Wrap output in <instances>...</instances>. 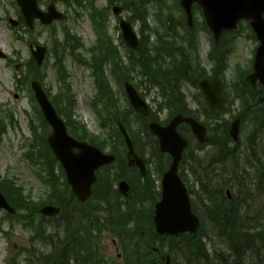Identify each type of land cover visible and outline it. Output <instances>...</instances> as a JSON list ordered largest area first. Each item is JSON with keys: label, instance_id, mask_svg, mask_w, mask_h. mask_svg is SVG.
I'll return each mask as SVG.
<instances>
[{"label": "rangeland", "instance_id": "1", "mask_svg": "<svg viewBox=\"0 0 264 264\" xmlns=\"http://www.w3.org/2000/svg\"><path fill=\"white\" fill-rule=\"evenodd\" d=\"M13 1L14 0H0V48L8 53L9 58H12V60L14 61L10 62L8 59H0V178H13L17 185H21L26 190V193L41 201V195L42 197H48L45 195L47 194L46 185L37 174L40 172L41 167L30 164L24 156L28 147L30 139L29 137L31 135V131L29 128V119L30 117H33L34 119L37 118V112L35 110L36 115L33 113L34 110L30 101L29 91L22 87L21 81L18 83L15 82V77L19 72L16 70V65H23V63L27 62L31 57V52L29 49L30 45L28 41L38 39V43L44 44L50 49L52 48V46H54V42L49 38V33L51 31L43 28L40 25L36 26V30L34 33L22 31L21 34L25 36L24 40H17L15 37V28H13L9 23L10 18H18V10L16 6L13 5ZM162 1V7L159 6L160 3L156 2H151L143 6L144 10H142L144 12V15H142V17L146 16L148 27L152 28L153 30H159L160 33H165L162 25H164V16L166 14L172 15L175 25H179L178 21L180 19L185 22V15L179 7V0ZM106 3L107 0H99V5L101 6H105ZM118 3H121V1H118ZM80 5L82 7V3ZM58 7L66 13L68 12V16L65 21L55 24L56 29L58 31H61L64 28L71 29L75 35L69 39L71 44L74 46L77 44L79 39H82L86 44V47L84 48V50L82 49V51L77 50V52L80 56H89L90 53L88 51L89 48L94 44L96 35L88 15L86 13H83V16L78 19L76 18L75 14H73L72 9L71 11H67L68 9L63 4H58ZM158 11L160 13L159 15L157 14ZM131 15V11H124L122 16L120 17H115V15H113L112 13L110 21L107 22L105 20V32L112 38L115 43H119V36L121 34V30L117 29V27H119L120 18L123 17L129 19V16ZM101 19L103 20V18L100 16L99 20ZM195 20L197 21V34L199 37L198 56L206 69L210 70L211 63L209 62V54L212 49V35L210 32L203 28L204 21L202 13L198 9H195ZM135 24L136 31L139 34V27L141 22H135ZM180 31L181 33H185L184 28L180 29ZM147 33L148 31H146V34ZM233 34L227 35L225 40L221 39V44L223 45V47H220L223 51H227L228 49V70L226 72L225 78L229 83L233 82V80H237V76H239V73L246 72L249 69L248 65L251 64L254 50L258 45L252 31L246 25H243V30L240 34L237 35V38L234 39V41L229 42ZM153 38L154 37L151 38V41H153ZM184 38L185 37L183 35H180V41L177 42V46L184 47L186 50V46L182 40ZM83 41H80L78 43L80 47L83 44ZM229 43L231 45H229ZM186 51L192 53L191 50ZM68 54H70V52ZM190 55L191 54H189L188 57ZM190 58H192V55ZM48 59L49 64L47 63ZM47 61L43 68V72H47L48 74L45 80L46 87L49 88L52 95L59 97L61 96L64 97V99L65 97L69 96L68 100L62 102L60 108L65 112H68L69 114L73 112L74 118L77 121L84 123L87 126V130L92 135H97L99 137L97 139L99 143H104L102 140L108 139L111 136L109 135L110 128L102 125L105 123L103 119L107 116L106 111L104 112V109H106V105H103L105 104L103 100L98 103L100 106L99 108H96L93 105L95 104V100L93 99L96 94V88L90 69L83 65H80L71 56H68L63 61V63L58 64L57 67L52 66L53 57L50 58L49 56V58H47ZM26 73L27 69H25L22 74L26 75ZM138 79H140V77H138ZM132 83L137 84L138 80L134 77ZM112 85L115 88L116 97L120 98V102L114 103V105H119V117L125 119L123 109L127 106V103L125 102L124 90H122L117 82L113 79ZM139 90L140 92H145L144 87H141ZM183 91L185 92L192 107L196 108V105L192 99L193 96L198 94L197 89L193 85L186 84L183 87ZM157 93L158 90L154 89L150 94H148L147 97L148 102L151 103L154 108L157 104L153 103V99L156 97ZM239 105V101L236 100L235 108H237ZM27 112L30 114V116L27 114ZM167 113L168 111H164L161 113V118L163 120L167 118ZM224 116L226 118H229V116ZM201 118L206 119L205 114H203ZM11 120L14 123H11ZM125 121L128 123L132 122V129L134 131L139 130L140 124L136 123L130 116H128ZM3 124L8 128L6 135L2 134ZM184 131L189 135L188 131ZM248 131H250V126L246 128L245 133L247 134ZM141 134L143 138L151 141L145 131ZM214 136L215 144L221 142L219 141V139L222 137V133L218 132ZM246 139L247 137H243L241 138V141H245ZM191 141L192 146L184 163L186 165L188 164V162H190L191 166L192 161H190L188 158L190 154L194 155L195 158L198 159V163L192 165L193 170L198 178L206 179L207 190L210 191L215 198L217 197V201H221L217 195L220 189L225 187L224 193H226L227 186L231 185L236 191H232L234 194H237L240 190L245 195L258 194V196L260 197L255 198L253 204L255 203V205H259L261 203H264V195L262 196L260 194L259 182L257 179L260 172H263L261 164H258L250 159L247 161L249 162L247 164L244 154H240L241 156L234 154L225 162L216 163L214 162L215 157L220 160V156L221 158H223L225 154L224 152H222V148L218 149L217 147H213L212 145H207L204 147L202 152L199 149H196L197 144L194 139H192ZM148 146L149 148L147 154L150 157H153L155 160V141H152V143H150ZM106 149L111 150L110 145L107 146ZM246 154L249 155L248 152ZM184 173L187 175V178H189L190 182H192V178L194 177L193 174L191 175V172L189 170H185ZM209 178H212V182L208 181ZM209 183L211 184L209 185ZM191 186L195 191H198L197 188H194L193 182ZM142 188H144V185H142ZM150 191L152 190H148V192ZM156 194L157 193L154 188L153 193H150L149 200H155L157 198ZM137 196L138 199L144 197L142 193H139ZM194 196L196 198L195 200L197 205L202 208H206L202 205L201 200L199 199V196L196 192H194ZM135 202H133V204ZM91 203L101 204L103 207H105L103 208L102 216L99 219L103 218V222L110 219L111 210L107 209L110 207V201H107L106 203H99L98 201H96V198H94ZM113 207L115 211L118 210L115 204L113 205ZM134 207L137 208L139 207V205H136L135 203ZM207 207H210V204H208ZM130 208L132 214L131 218L127 215L122 214L119 218L116 219L120 225H129L128 228H124L127 239L126 236H124L125 239H121L125 241L128 250L131 251L130 253H133L135 246L138 245L139 247L140 240L143 241L144 238L146 240V244L148 243L150 246L148 240L153 238L154 236L152 237L150 233L145 232L146 230L144 229L146 228L140 226L145 217V212L143 211L142 213L141 209L136 210L132 207ZM222 209H224V207H222ZM262 213L263 214L260 220H258L257 222L248 221V213L246 211L242 212L239 216L231 219V223L233 225L244 227L242 229L243 234H247L253 238L252 240L251 238L250 240L248 239L249 241H245L246 239L243 238L242 240H240V244L237 245L233 240V250L235 251L236 248H238V257L240 259V264H264V211ZM5 215V212L0 210V264H44L41 262L43 253H48L51 249L54 248V246L60 245L57 238L53 239L54 245L47 246L43 244L41 239H39V243H34L32 238V234L34 231L30 230V227H28V229H25L23 225L24 221H19V219L10 220ZM20 215H26V213L21 212ZM61 220V217L54 219V221L52 222L53 226L47 228V231L49 233H57V231H54V228H57V224L58 222L61 223ZM103 222H100V224L102 225ZM136 222L137 227L134 228L135 230L130 232V235L126 233V231H128L130 227L134 226ZM112 223L113 225L115 224L114 217H111V222L105 225H108L110 227L112 226ZM255 224H258V226L253 227L255 226ZM220 226H222V223L220 224ZM115 227L119 229L118 224H115ZM63 228L64 230H66L65 226ZM201 230L205 235V238L202 240V245L204 246V248H206L205 257L186 255V250L187 248H189V245L187 246V244L193 243V238L187 235L182 236L181 238H173L172 240L167 238L166 240H161L162 238H155L154 243H152L151 247L156 245L165 252L170 250L173 254V259L176 264H234L236 262L237 256L235 258L234 256L232 257L230 251L228 250V241L225 240L224 237H219L218 235L219 232H222L223 228H217V226L211 224V222L206 221V226ZM3 231L7 232L8 234L3 233ZM46 235L48 236L47 233ZM111 236H109L108 232L103 234L101 237V247L99 248L98 244H93L92 250L89 252H87V249H85V247V250L82 251L83 247L80 244V250L78 248V250L80 251V255L88 259V261H97L98 264H122L121 260L117 258L119 253L115 249ZM68 244L69 241L67 245ZM72 244L73 241H71L68 245L69 250L74 249V246ZM33 248L36 251H33ZM139 251L140 253H143L140 247ZM226 254L230 257L229 263L225 260ZM100 259H104L105 262L100 261ZM129 259H132L131 264H134L137 261V259H134L133 257L131 258L130 256L128 257L127 261ZM125 260L126 259H124V261Z\"/></svg>", "mask_w": 264, "mask_h": 264}, {"label": "trees", "instance_id": "2", "mask_svg": "<svg viewBox=\"0 0 264 264\" xmlns=\"http://www.w3.org/2000/svg\"><path fill=\"white\" fill-rule=\"evenodd\" d=\"M115 1L116 0H110L111 3ZM151 2L160 3L159 6H163V4H161L163 2L162 0H124V8L133 11L132 19L134 21L139 20L141 22L140 30L143 42V46L139 51L127 49L128 64L126 66H123L118 62L120 52H118L117 48L113 46L112 38H109V36H107L105 32V19L104 21L98 20L96 19V16L93 15L95 28L99 32H102L105 36V39L100 40V46L96 47L94 50V57H98L95 58L96 60H94V62L96 64L95 77L100 94V99L104 100L105 102H107V100H113L115 102V96L113 95L112 88H110L105 76V66L108 65L112 67L113 73L119 82H121V80L124 78L130 79L131 74L135 73L141 77L138 82L139 85H144L146 86V88L154 86L160 87L163 91V95L166 97L164 98L165 103H168L166 105L168 108H170V111L172 112L171 114L184 113V115H186L189 113L184 104V96L181 91V87L187 82H191L196 86L197 81L201 77H204L206 75V71L200 67L199 63H197V38L194 32L189 31V35L187 36V38L182 39L183 42L187 45L186 50H191L192 53L186 51L184 47H178L174 35H171V38L163 39L161 37L155 42H150V35H145V32L147 30H151V28L148 27L146 16L142 17V15H144L143 6ZM98 13L103 18L106 17V14L104 12ZM167 30L170 34L176 33L177 31L174 22L172 24V19L168 20ZM213 47L215 49V53L211 54V58L218 62L214 68V72L215 74L224 73L228 66V49L227 51H223L222 48L216 49L215 46ZM221 47H223L222 44ZM189 54H193L195 56L193 57L192 55V58H190L191 55L188 57ZM31 70L33 71L35 79L42 81L40 77V71L37 67H35L34 64L31 65ZM243 75L244 73L241 76ZM35 110L37 112V125H35L31 120L32 122L30 127L32 130V138L30 139V142L28 144L25 156L32 164H35L36 162L42 164L43 169L46 173L44 181L49 188L47 189L49 191V195L44 201H46L47 203L60 205L63 208V212L60 215L63 224L62 222L59 224V228H61L59 229V231H61L65 226L68 235L63 238L61 237V233L59 232L56 237H46L45 230L48 227L46 224L47 220L42 217L39 219V222L36 225V220L39 218L38 210L41 207L42 202L44 201H42L41 203L34 201L32 199V196L28 193H25L24 188L21 185H17L14 179L3 178L0 179V190L7 197L10 204L18 210V213L16 215H7V217L10 220L19 219L21 221H24V226L26 228L30 227L31 229H34L35 238L41 239L43 244L47 246L54 245V238L58 239L60 245L54 246V248L49 251L50 253H43L41 259L45 262V264H79L78 259L80 258V244L82 245V247H85L87 245V252L92 250L90 243L93 242V233L87 232V234L89 233L87 235V238L81 236L80 234V231H82L80 229L83 228L82 225H84L85 228L88 225L90 226L89 223L91 221V217H89V209L82 208L83 204H80L77 201L75 195L70 191V188L66 181L64 183L62 182L61 165L55 159L47 142V136L50 131L49 126L37 106L35 107ZM73 116V112L71 114L68 113V115L66 116L67 126L70 130V133L80 140L90 141L92 144L98 145L101 149H104V144L97 141L98 137L92 135L87 130L86 126L74 119ZM120 118L121 117H119V115L117 117L116 115L112 116L110 113H107V116L104 118L105 123L103 125L109 126L110 129H112L113 127L112 133L116 134L115 139H122L123 137L121 133L115 127V122L122 120V123L129 130L132 139L141 140L140 132H134L132 128H130V123L126 122L124 118ZM138 118L141 119L140 116H138ZM156 118H158L157 114H152L150 116V120L157 121ZM209 118H215V115L208 114L207 119L209 120ZM146 121L143 120V127L145 128V131H149L147 127L149 120L147 122ZM219 129L221 130L220 133H222V137L219 139V141H225L227 139L226 124L222 125V129L221 127H219ZM166 167L167 164L165 168ZM107 168H110V171L104 173L102 177L101 175L99 176V186L96 190V194L100 199L98 201L99 203H106L107 201L111 202L113 196L118 197V193H116L112 188V177L113 175H115L118 179V177L121 175L114 174V166H110ZM56 171L58 174H56ZM141 190L142 188L137 189V191ZM150 193L153 192L150 191L147 193V191H145L146 198L150 199ZM217 195L221 201H217V197L215 198L210 191L205 192L203 197H200V200L202 205L206 208L198 209L195 207L194 210L203 219L204 224H202V228L206 226V221L211 222V224L217 226V228H223L222 232L218 233L219 237H224L231 247V254L233 256H238V248H236L235 251L232 249L233 240L237 245L240 244L239 242L243 238L246 239L245 241H249L250 238L252 240L253 238L247 234H243L242 229L244 227L233 225L231 223V219L239 216V214L237 213L238 210H236V208L237 206L248 204L249 196L247 197V195H241L240 198H235L234 201L228 202L226 200V197L224 196L223 191L218 192ZM208 204H210V207H207ZM225 204H227V207L225 206ZM222 207H224V209H222ZM98 208L100 207L91 209V211L97 213L99 210ZM21 212L26 213V215L21 216ZM83 221L85 222L84 224H82ZM221 223L222 226H220ZM202 233V230H200L198 235L192 237L193 243L187 244V246L189 245V248H187L186 250V255L202 257L206 256V248H204L201 241L203 236ZM68 241L69 244L71 241H73L72 245L74 246V249H68ZM86 241L90 243L87 244ZM85 249L83 248L82 251H84ZM148 252H150V250H148Z\"/></svg>", "mask_w": 264, "mask_h": 264}, {"label": "water", "instance_id": "3", "mask_svg": "<svg viewBox=\"0 0 264 264\" xmlns=\"http://www.w3.org/2000/svg\"><path fill=\"white\" fill-rule=\"evenodd\" d=\"M17 1L30 24L33 23V19L36 16L43 19L44 23H52L56 18H63L62 14L56 12L54 5H51L48 14H44L39 11L36 0ZM194 5H198L202 9L206 25L213 34L216 43L219 42L225 31L237 30L241 20L249 22L261 44L257 52L253 71L246 79L253 87H257L259 83L264 86V0H181V6L187 14V23L191 27L193 26ZM115 11L119 13L120 9L116 8ZM121 27L125 43L134 49H139L141 42L133 30L132 23L122 20ZM37 49L34 54L38 65H41L46 55V48L38 47ZM0 56H3L1 51ZM198 85L213 109H221L224 106L225 100L222 96L220 78L202 79ZM32 86L42 112L53 128V133L48 138L49 145L56 157L64 165L68 182L72 186L74 193L81 201H86L90 197L91 187L96 181V170L103 164L114 161L115 158L105 155L99 149L71 137L67 132L64 121L56 113L41 84L33 82ZM126 92L132 106L138 112L144 115L148 114L145 102L129 82L126 83ZM183 122L191 126L192 131L201 142L207 140L205 126L194 118H186L181 114L173 118L167 127L160 126L157 123L150 125L153 133L160 139L161 149L170 152L173 156V164L163 177L162 199L156 205L155 223L157 231L161 234L178 235L185 232L196 234L200 226L199 219L191 211L186 187L177 174L182 152L187 146V141L176 131L177 126ZM239 123L240 121L236 120L231 126V134L234 139H238ZM121 128L130 149L129 157L131 158V156H134L132 142L123 126ZM74 149H78L79 152L75 153ZM137 164H140V162L137 161ZM121 189L124 193H127L129 187L122 182ZM0 208L11 213L15 212V209L10 206L1 192ZM60 211L59 207L48 205L41 210V213L45 216H55Z\"/></svg>", "mask_w": 264, "mask_h": 264}, {"label": "flooded vegetation", "instance_id": "4", "mask_svg": "<svg viewBox=\"0 0 264 264\" xmlns=\"http://www.w3.org/2000/svg\"><path fill=\"white\" fill-rule=\"evenodd\" d=\"M237 90H238V95L240 96V105L237 109V112L235 110L232 111V114H234V116L236 115V117H233V115H230V119H231V122H233L236 119L240 121L239 140L237 141L233 140L231 130H230L231 125H229L226 128L227 139L222 142V152L225 153L224 158L226 159L230 155H234V154H237V155L244 154V156L246 157V161H248L249 158L251 157L256 158V154H257L259 158L264 161V86H261L260 84H258V86L254 88L250 86L249 84L243 82L240 84ZM249 126H250V131H248L246 134L245 133L246 128ZM243 137H247V139L245 141L244 140L241 141V138ZM231 146L234 148H232ZM247 152L249 153V155L246 154ZM184 179L187 182V184L190 186L191 183L189 179L185 176V174H184ZM156 184L159 189L161 180L160 182L156 181ZM151 185L153 186V184ZM227 193L228 195L229 194L231 195V192L227 191ZM231 198H232V195H231ZM260 211H261L260 209H255L254 211L255 219H253L251 222H257L258 220H260V216H261ZM153 223L154 221L152 220V221H142V223L140 224V226H142L143 228H146L144 229L146 230L145 232L150 233L152 237L155 235V232H154L155 228L154 226H151L153 225ZM136 224L137 222L134 224L133 227L129 228L128 231L129 230L134 231L135 230L134 228L137 227ZM258 224H255V226L253 227H257ZM107 232L109 231L108 230L104 231V233H107ZM151 239H155V237ZM113 243H114L115 249L119 253V254L117 253L118 254L117 258L121 260L122 264H131L129 262H126V260L124 261L123 253L119 252L121 251L119 242L113 239ZM152 255H153V257L151 258L152 260L148 264H167L164 255L157 248H153ZM226 262H230V261L226 259ZM141 264H147V262H142ZM170 264H176V263L173 260L172 262L170 260Z\"/></svg>", "mask_w": 264, "mask_h": 264}, {"label": "bare ground", "instance_id": "5", "mask_svg": "<svg viewBox=\"0 0 264 264\" xmlns=\"http://www.w3.org/2000/svg\"><path fill=\"white\" fill-rule=\"evenodd\" d=\"M118 197H115V199H117ZM100 200V199H99ZM122 210V207H120V208H118V210H116L115 211V215H117L118 214V212L119 211H121ZM88 213H89V217H93L94 215H95V213L94 212H92L91 210H89L88 211ZM85 222L83 221V223L82 224H84ZM88 225V224H87ZM82 229H80V230H82V231H80V234L82 233V232H91L92 231V229L89 227V226H87L86 228L84 227V225H82Z\"/></svg>", "mask_w": 264, "mask_h": 264}]
</instances>
